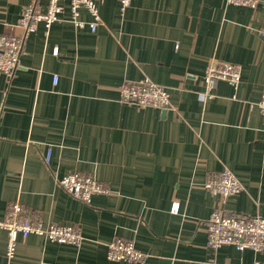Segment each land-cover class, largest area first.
<instances>
[{"label":"crops","instance_id":"1","mask_svg":"<svg viewBox=\"0 0 264 264\" xmlns=\"http://www.w3.org/2000/svg\"><path fill=\"white\" fill-rule=\"evenodd\" d=\"M0 0V34H20L24 7ZM61 19L28 34L19 66L0 73V218L9 203L32 218L74 225L80 246L29 234L0 264H264V250L207 246L210 212L264 216V116L255 105L264 83V0L256 8L225 0H118L98 4L95 32ZM80 19L90 16L80 9ZM212 59L237 63L236 88L224 81L201 100ZM168 88L171 107L141 108L119 100V86L140 77ZM54 77L56 80L54 82ZM48 156V160L45 158ZM223 168L243 185L223 204L204 187ZM91 175L108 194L85 202L57 182ZM179 200V213L169 211ZM129 240L142 262L110 260L106 245Z\"/></svg>","mask_w":264,"mask_h":264},{"label":"built area","instance_id":"2","mask_svg":"<svg viewBox=\"0 0 264 264\" xmlns=\"http://www.w3.org/2000/svg\"><path fill=\"white\" fill-rule=\"evenodd\" d=\"M63 0H48L45 10L38 8L34 1H30L23 9L17 25L20 34H0V73L10 76L19 66V56L22 51L25 37L34 32L39 23L47 29L54 21L60 20L64 12ZM102 0H68L70 21L76 27L87 26L95 32L101 24L98 4ZM226 3L256 8L259 0H225ZM119 12L123 14L130 6L131 0H118ZM80 9H85L90 18L87 21L80 19ZM264 40V22L258 30ZM204 89L199 91L201 100L215 99L218 95L215 87L218 81H224L236 88L241 80L240 65L231 61L212 59L203 72ZM56 77H54V82ZM119 100L141 108L155 107L167 109L171 107L169 90L148 77H140L129 83L119 86ZM260 113L264 116V83L259 100L255 102ZM48 160V156L45 158ZM58 184L74 197L89 202L94 194H108L106 184L96 180L91 175L70 172L57 180ZM204 187L219 197L220 203L231 195L243 189L238 178L227 168H223L214 178L207 180ZM179 200H172L169 211L179 213ZM30 208L13 201L0 218V228L6 232L5 256L10 259L14 256L18 238L29 234H37L59 243H70L80 246L83 236L79 228L70 224H56L33 219ZM207 246L211 250L230 244L238 250L251 248L257 251L264 250V216H244L227 213L220 207H215L209 214L206 225ZM106 257L110 260H125L142 262L146 254L138 249L132 241L113 239L106 245ZM258 264V263H256Z\"/></svg>","mask_w":264,"mask_h":264}]
</instances>
